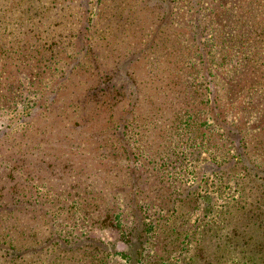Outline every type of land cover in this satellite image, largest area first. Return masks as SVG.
I'll list each match as a JSON object with an SVG mask.
<instances>
[{
	"label": "rangeland",
	"instance_id": "rangeland-1",
	"mask_svg": "<svg viewBox=\"0 0 264 264\" xmlns=\"http://www.w3.org/2000/svg\"><path fill=\"white\" fill-rule=\"evenodd\" d=\"M250 240L264 0H0V264H229Z\"/></svg>",
	"mask_w": 264,
	"mask_h": 264
},
{
	"label": "trees",
	"instance_id": "trees-1",
	"mask_svg": "<svg viewBox=\"0 0 264 264\" xmlns=\"http://www.w3.org/2000/svg\"><path fill=\"white\" fill-rule=\"evenodd\" d=\"M250 241L242 242V244L238 242L235 245L236 249L228 254L230 256L229 264H264V240ZM20 258L17 256L16 261ZM21 260L22 264H30L27 258L22 257ZM218 264H221V261H218Z\"/></svg>",
	"mask_w": 264,
	"mask_h": 264
}]
</instances>
